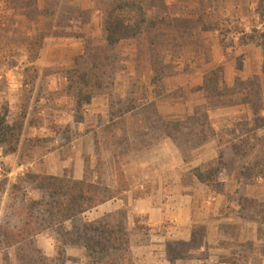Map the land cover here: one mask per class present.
<instances>
[{"label":"crops","instance_id":"0c3cea01","mask_svg":"<svg viewBox=\"0 0 264 264\" xmlns=\"http://www.w3.org/2000/svg\"><path fill=\"white\" fill-rule=\"evenodd\" d=\"M93 1L71 0V5L83 8L87 5L86 9L91 11L87 31L104 33V21L101 25L104 13L101 15L93 9ZM165 1L173 19L192 23L191 32L196 39L180 59L187 68V71L177 76L178 80L186 82L181 86L185 97L159 102L158 110L162 116L167 120L184 118L195 107L206 105L204 77L217 67L223 68L222 81L227 89L237 79L246 81L257 78L264 102V39H259V34L264 33V8L259 10L260 4L264 6V0ZM2 4L0 2V6ZM3 11L13 20L10 24L7 20L0 25V30L11 28L5 39L0 35V109L7 105L13 115L12 110L16 109L20 101V94L15 93L25 86V82L20 80L21 76L16 80L13 71L7 67L9 46L13 48V43L9 45L8 39L10 37L13 41L14 26L18 28V33L25 32L26 35L42 31L45 26L42 19L37 23L28 22L25 10L16 13V9L8 8L0 10V13ZM140 39L142 45L147 47L145 37ZM68 40L79 46L76 51L70 52L67 65H72L74 58L82 54L83 44L80 39ZM45 42L36 62L40 67L52 70L53 73L45 77L49 83L47 91L57 94L66 79L56 71L57 67H61L57 66V60L53 64L45 61L48 52L56 54L57 51L51 43L48 46ZM126 75L123 74L118 81L125 82ZM138 75L142 79L141 74ZM42 77L40 74L38 84ZM125 92V86L119 88L122 97ZM152 95L150 92L151 100ZM239 99L238 96L225 98L211 105L208 115L216 135L194 150L188 161L171 139L164 138L156 142L144 136L149 130L143 123V117H133V124L124 126L130 149L119 159L125 184L117 182L115 174L111 176L112 187L122 189V195L82 215L84 221L94 222L115 212L126 211L132 240L149 242L147 247L132 246V264H230L231 258H241L239 264H264V222L254 210L255 204L264 205V176L259 172V167L253 168L255 162L264 158V124H253L250 105L241 103ZM235 100L236 103L230 104ZM52 104L55 106L49 109L56 115H62L63 108L72 107V101L62 96H55ZM108 105V98H94L83 110L84 116L89 119L86 123L62 124L63 121H59L60 126L52 124V127H59L61 131L52 142L46 143L52 145L51 150L41 152L38 147L40 152H33L35 159L41 156V164H37L39 160L31 161L28 165L17 164L16 171H11L7 176L13 177L16 173L24 175L26 170L31 169L37 174L58 177L67 174L75 180L84 179V157H90L92 165L95 163L94 134L108 125ZM33 107L32 102L30 113ZM261 118L264 122V110ZM45 128L44 125L33 126L27 122L22 144L27 129L30 131L27 137H40L47 134ZM73 132L78 134L76 138L71 137ZM60 139L65 142L62 143ZM244 140L254 145V148L243 158L235 153L225 154L227 160L234 162L222 169L219 177L223 186L221 192L218 193L192 174L195 169L209 168L228 145ZM18 153L6 154L0 148V165L4 162L8 164ZM244 172L250 175L245 177ZM97 178V175L94 176V179ZM43 241L45 243V238ZM168 244L181 247V258L174 263L168 259ZM67 254L75 258L82 256L84 250L71 247Z\"/></svg>","mask_w":264,"mask_h":264},{"label":"trees","instance_id":"16d2710c","mask_svg":"<svg viewBox=\"0 0 264 264\" xmlns=\"http://www.w3.org/2000/svg\"><path fill=\"white\" fill-rule=\"evenodd\" d=\"M46 1L49 3L51 0ZM14 2L18 3L19 0H4L7 4L6 9H15ZM26 3L33 5L31 0H26ZM263 8V4H260L259 10ZM25 13L31 20V16L26 11ZM103 13L104 45L95 44L92 36L83 33V25L89 23V19L84 18L83 11L72 8L67 14L59 17L58 29H61L63 19H67L69 24L66 27L69 32H66V36L81 39L84 42V50L76 57L73 66L61 71V75L66 80L57 94L47 92L49 97L38 84V80L40 74L43 76L41 80L43 81L44 76L47 77L53 72L42 73L35 63L45 39L51 33L49 30L51 23H47L42 31L37 30L29 36L26 40L28 62L25 71V102L16 116L10 113L7 105L0 109V148L4 149L6 154H14L21 149L27 122L33 126L40 124L35 114H41L44 106L50 100L54 101L55 96H62L72 101L71 111L77 121H81L78 115L82 114L84 107L91 104L94 98L107 96L110 102L109 113L112 122L94 134L93 154L98 158L97 169H90L89 157L85 160V177L82 180H75L67 174L62 177L37 173L27 176L26 180L30 188L41 192L42 199L35 201L23 195L20 205H17V202L11 205L13 209L21 210V223L10 227L3 221L0 226V234L2 232L3 242L7 247H17L18 256L21 258L19 264H65L66 250L69 247L85 249L90 264L131 263V234L128 229L126 211L115 212L94 222H85L82 218L85 213L122 195L120 192L122 189H114L109 184L111 174L101 171L100 163L102 151L107 150L116 158L121 153V156L127 153L126 149L130 146L124 128L127 116L143 117L144 124L149 130L144 136L156 142L164 138L171 139L186 161L191 158L194 150L215 137L208 111L212 104L221 99L240 97L241 103L249 104L251 107L253 124L257 126L264 124L261 118L264 102L259 80L257 78L246 81L237 79L233 86L227 89L223 86L222 67L210 70L204 77L206 105L196 107L182 120L165 119L158 110L156 100L164 97L166 80L172 75L173 64L166 58L183 57L185 48L194 45L196 37L191 32L192 23L173 19L170 16V7L165 0H120L117 2L114 0L103 9ZM36 14L38 18L36 23L41 16H44L48 22L49 18L54 19L58 15L56 8L51 9L48 6L42 12L37 11ZM76 25H78V32L73 30ZM56 31V33L60 32L57 29ZM142 36L145 37L149 49L150 85L140 83L139 78L132 80V86L129 87L125 97L118 94V99L115 100L113 86L121 70L125 69L122 67L123 60L117 48L124 42L138 40ZM259 39H264V33L259 34ZM150 92L154 94L155 100L150 99ZM32 102L34 107L30 113ZM236 102L237 100L231 101L230 104ZM253 148L254 145L246 140L228 145L209 168L195 169L192 174L219 193L223 187L219 182L222 169L234 162L227 160L225 154L235 153L243 158ZM257 167L264 176V158L255 162L253 168ZM243 174L245 177L250 175L249 172ZM95 175L98 177L97 180L94 179ZM117 179L120 184H125V177L120 168ZM2 189L0 197L10 195L13 189L18 190V193L25 191L24 186L22 190L20 187L9 188L7 185ZM1 202L2 198L0 205ZM254 210L264 222V205L255 204ZM48 231L53 233L57 243V256L54 259H47L44 256L37 241L38 235ZM180 248L177 244L167 245L166 250L171 263L181 258ZM240 262L241 258L229 260L230 264Z\"/></svg>","mask_w":264,"mask_h":264},{"label":"rangeland","instance_id":"374dc122","mask_svg":"<svg viewBox=\"0 0 264 264\" xmlns=\"http://www.w3.org/2000/svg\"><path fill=\"white\" fill-rule=\"evenodd\" d=\"M28 1V0H27ZM33 1V5L27 4L26 0H23V2L21 0H19V2H14V5L16 6V13H18L20 10L21 11H26L30 16H31V20H29L27 17L26 19L28 20V22H36L37 18V11H43L47 6L52 8H56V12H57V16H55L54 19H48L49 21L46 22V18H44V16L40 17L39 19L43 20V24L46 27L47 23L50 24L51 23V27H50V35L45 39V45H48L51 43V45H53L54 48H56V54H50L48 52V55L46 56V62H51L52 64L55 62V60H57V66L61 65V67H57L56 71L58 73L61 74V71H65L67 68L73 66L72 65H67L68 62H70V52L72 51H76L77 48L79 47L77 44H73L70 42V40L68 39H77L74 37H69L66 36L67 33L69 32V30L67 29L66 25L69 24V21L67 19H63V23H62V27L61 29H58L57 26V22L59 20V17L62 14H67L72 8H77L81 11L84 12V18L87 20L89 19V23L86 25H83V33L86 34L87 36H92L93 41L95 42V44H102L104 42V33H92L90 31H87L88 26H90V22H91V11L86 9L87 5L85 6V8L80 7V6H72L71 5V0H51L49 3L46 0H31ZM55 1V5H53V2ZM111 1L114 0H94L93 3V9L97 12H99L100 14L103 12V9L109 5V3ZM120 1V0H116ZM0 2H2L3 4L0 6V10H5L7 4L4 3V0H0ZM29 5V6H28ZM88 13V15H87ZM1 14V20H0V25L2 24V22H9L13 20L12 18H8L6 16V12L3 11ZM102 15V14H101ZM52 20V22H51ZM104 21V16L102 15L101 18V25L103 24ZM14 25H16V20L14 19ZM103 26V25H102ZM11 28H2V30H0V35L5 39L6 35H7V31H10ZM14 37H13V41H11L10 37H9V41L8 44L11 45V42L13 43V48L11 46H9V50H8V54H9V61H8V69H11L13 71V74L16 77V80H18V78L21 76V81L22 82H26V66H27V62H28V53L26 50V40L29 36H31V34H27L25 32H20L18 33L17 30L18 28H16V26H14ZM57 30H59L60 32L56 33ZM74 31L78 32V25H76L73 28ZM98 36H100V39ZM2 37L0 38L2 40ZM141 37H139L138 40H131V41H127L122 43L118 48H117V52L121 55V59L122 61V67H124L125 69L121 70V72L119 73V75L117 76L115 85L114 87V99L117 100L118 99V94H119V88L122 89L123 86L126 87V92L125 95L129 89L130 86H132V80H137V78L140 79V83L149 86L150 85V66H149V49L148 47H144L142 45V40L140 39ZM63 39V40H62ZM146 40V39H145ZM99 41V43H98ZM80 42L83 44V50H84V42L80 39ZM105 44V42L103 43V45ZM186 49L185 48V53L183 54L185 56L186 54ZM83 53V52H82ZM132 54V55H131ZM77 57V56H76ZM76 57L74 58V60L76 59ZM129 58V59H128ZM183 57H173L171 58L170 56L167 57V61L171 62L173 65V69L171 70L172 75L169 76L166 80V91L164 93V97L157 99L156 103L157 106L159 104V102L166 100V99H182L183 97H185V92H184V88L181 87L183 86V84H185V81L182 80H178L177 76H179L180 74H183L185 71H187V68L185 67V65L183 64V62H180V59H182ZM50 60V61H49ZM179 62V63H177ZM74 63V62H73ZM35 66L37 68L40 69V71L43 72H47V71H52L51 69H49L48 67H40V65H37V62L35 63ZM43 68V69H42ZM150 71V72H149ZM132 73V76H129L128 74ZM48 74V72H47ZM126 75L125 77V82H119V78L122 75ZM138 74H141L142 79L140 78V76ZM46 77V76H44ZM48 79L44 78L43 81H41L39 83V85L43 88V91L45 93H47V89H48ZM25 86L22 87V89L18 92H16L15 94H20V101L17 103V107L16 109L12 110L13 115H18L23 107V104L25 102L24 97H25ZM170 89H172L173 91L170 92ZM49 93V92H48ZM48 93L46 94L48 97ZM154 99V94L152 95ZM102 97H106L107 96H102ZM125 97V96H123ZM109 99V98H108ZM54 101L50 100L46 107H44L45 111L41 112V114H35L37 116V118H39L38 122H41L40 125H44L45 130L47 132V134L45 133L44 135H40L39 136H35V137H27L28 134H30L29 129H27V135L25 132V137H24V141L23 144L21 146V149L18 153V156H13L12 157V161L8 162V164L2 163L0 165V191H2V187H5L7 185V187L12 188L13 186H17L20 187L22 190V186H24L25 191H20L19 193L17 192L18 190L13 189L11 191L10 195H4L2 197H0V199L2 198V202L0 205V226L3 223V221H5V223L8 226H12L14 224H19L21 223V219L22 215H21V210L20 209H13L12 208V204L17 202V205H20V200H22L23 195L27 196V198H31L32 200L35 201H39L42 199L43 195L41 192L38 191H33L30 187V185L27 183L28 181L27 176L29 174L34 173V171L30 170H26L24 175H13V177H8L7 174L10 173L11 171L15 172L16 171V165L17 164H26L28 165L29 162L31 161H36L39 160L37 162V164H41L42 160L40 159L41 156L38 157V159L34 158V150L35 152L39 151V148L41 150V152H46V151H50L51 149V144H46L49 142H52V140L56 137L60 135V131L58 132L57 129H60L59 127H52V124H58L56 126H60L59 121H63L62 124H73V123H77V124H84L86 123V121H89V119H87V117L84 116V112H82L81 115H78L79 118H81V121H77L76 117L74 116V113L72 114L71 108H63V113L56 115L54 113V111L50 110L49 108L54 107L55 105H53ZM110 104V102H109ZM109 105H108V118L109 121L106 124H110L111 118H110V113H109ZM196 108V107H195ZM194 108V109H195ZM47 109V110H46ZM43 111V110H42ZM162 115V114H161ZM57 116H59V118H57ZM77 117V118H78ZM136 117L135 115H129L127 116V120H126V124H133L132 118ZM185 118V117H184ZM182 120L183 118H176L174 120ZM70 120V121H69ZM117 120V119H116ZM173 121V120H172ZM65 122V123H64ZM70 122V123H67ZM143 123H144V118H143ZM103 124V123H102ZM38 125V124H36ZM64 126V125H61ZM49 127V128H48ZM51 128V129H50ZM57 128V129H56ZM65 131V130H64ZM37 132H42L40 130H38ZM45 132V131H43ZM56 132L57 135L54 133ZM78 134H71L72 138H76ZM118 135H120V133H118ZM43 136V137H42ZM61 136H63L61 134ZM61 140V139H60ZM41 141V142H39ZM62 143H64V140H61ZM44 145H43V144ZM79 145H81V143H78ZM39 147V148H38ZM37 148V149H36ZM130 146L126 149V151H129ZM122 150V149H120ZM102 154V158H101V171H105L110 175V179L111 181L109 182V184L112 185V174H115L117 176L118 170L119 168L122 169V167L119 165V159L120 157H122V153L116 158L114 156H112V154H110L109 151L105 150L101 152ZM126 154H124L125 156ZM36 156V155H35ZM85 160L87 159V157H84ZM95 163L92 165V163H90V169H97L98 166V158L95 156ZM7 176V177H6ZM96 176V175H95ZM117 179V177H116ZM96 180V179H95ZM108 180V179H107ZM24 182V183H23ZM118 182V179H117ZM124 185V184H123ZM17 192V193H16ZM11 206V207H10ZM18 207V206H17ZM84 220V219H83ZM131 234V233H130ZM45 238V243L43 241V239ZM39 240H40V245H39ZM50 240V241H49ZM4 241V237H2V232L0 234V264H19L21 261L20 256H18V252H17V247H12L9 246L7 247V245L3 242ZM37 241H38V245L40 247V249L43 251L44 256L47 259H54L57 256V243L53 237V233L48 231V232H44L40 235H38L37 237ZM134 245V247L138 248V247H147L149 245L148 241H136L134 242L131 238V252H132V246ZM53 247V248H52ZM71 248V247H69ZM67 248V250L69 249ZM74 248H80V247H74ZM83 249V248H81ZM67 250H66V256H65V264H90V259L88 258V255L86 253V250H84V254H82V256H77V257H73V256H69L67 254ZM133 262V252H132V258H131V263Z\"/></svg>","mask_w":264,"mask_h":264},{"label":"built area","instance_id":"2783aa9c","mask_svg":"<svg viewBox=\"0 0 264 264\" xmlns=\"http://www.w3.org/2000/svg\"><path fill=\"white\" fill-rule=\"evenodd\" d=\"M24 169H22V172H23Z\"/></svg>","mask_w":264,"mask_h":264}]
</instances>
